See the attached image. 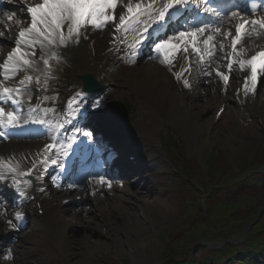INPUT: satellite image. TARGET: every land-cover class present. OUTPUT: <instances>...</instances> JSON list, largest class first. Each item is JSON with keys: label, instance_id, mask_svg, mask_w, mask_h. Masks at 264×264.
<instances>
[{"label": "snow or ice", "instance_id": "obj_1", "mask_svg": "<svg viewBox=\"0 0 264 264\" xmlns=\"http://www.w3.org/2000/svg\"><path fill=\"white\" fill-rule=\"evenodd\" d=\"M16 2L21 3V0H16ZM193 6L202 7V12L215 20V23H209L208 20L194 23L191 28H185L183 31L173 34L171 38L166 36L161 42L155 43L154 50L157 53L163 52L167 56L169 53H177L181 49L187 54L191 47L201 62H204L205 55H207L210 64L217 48L215 37L222 35L219 50L226 61L228 73H231L233 64H236L241 71L247 70L249 75L245 77L244 91L247 93L251 90L254 94L260 78L264 77V51L258 52L248 59H243V44L252 35L259 36L264 33V15L257 19H245L237 9L221 12L220 8L212 3V0H203L202 6L199 3ZM118 7L120 8L119 14L117 13ZM188 7L189 0H135V2L134 0H127V2H123V0H39L34 6L25 5L23 8H17L7 19L12 20L15 12L26 11V16H20L17 19L18 21H28V24L18 32L12 50L7 54L5 61L0 64V72L3 74L4 81L13 79L20 72H24L25 76L16 85L7 86L0 83V97L20 108H23L25 97L30 104L31 93L39 92L40 89H31L29 85L34 79L37 84H40L41 78H43L45 84L42 87H46L47 80L51 78L50 60H59L58 49L67 47L69 42L79 43L84 30L89 27L103 30L112 25L113 33L121 34L122 44L129 41L127 47L135 55L143 47L144 41L151 38L150 30L157 31L161 23L165 22L167 18H171L174 12ZM251 8L254 14L256 5L253 3ZM225 22H231V26L226 32L221 33ZM0 29H2L0 37H3L5 31L10 30L3 24H0ZM233 33L235 34L233 35ZM84 38L86 39L87 36ZM225 41L229 43V52L224 51ZM37 48L41 53L39 60L35 58ZM168 62L171 64L172 60ZM41 64L43 67L40 66ZM216 74L221 76L225 83L229 79V75L221 73L219 70ZM185 86L190 87L187 80H185ZM85 95V93L77 92L73 97L74 114L84 103ZM93 106L100 107V104L93 101V104L88 107ZM38 111L37 107L30 109L28 115H24L23 112H18L15 109L6 111L3 106H0V127L9 130H17L25 124L49 128L63 127L60 123L55 125L49 123L48 118H31L32 114ZM47 115L48 110H45V117ZM80 115L83 113L81 112ZM51 119L55 120L56 117L53 116ZM80 131L88 140L92 139L91 131L84 129H80ZM82 143H87V141H82ZM55 149L56 143H49L43 151L47 154L50 150ZM64 154L67 155L66 150ZM52 163L56 164L57 161L52 159ZM8 171L13 176H28L31 175L32 169L20 172L15 167H9ZM5 178L4 172L0 171V180ZM98 182L101 185L107 184L109 188L112 186L111 181L106 180L103 175L98 177ZM13 183L19 185L21 181L15 179ZM15 216L16 219H20L18 213ZM8 223L15 227L11 220ZM8 258L11 259V256L9 255Z\"/></svg>", "mask_w": 264, "mask_h": 264}, {"label": "bare ground", "instance_id": "obj_2", "mask_svg": "<svg viewBox=\"0 0 264 264\" xmlns=\"http://www.w3.org/2000/svg\"><path fill=\"white\" fill-rule=\"evenodd\" d=\"M28 3H34L37 0H24ZM38 2V1H37ZM127 2V1H126ZM135 2V0H134ZM17 8H22L21 3H16L15 5ZM117 13H120V8L118 7ZM13 14V10L6 13L3 17L4 19L0 21V24H3L5 28L10 29L9 31H5L3 36H7V34H14V30L17 28V30H21L22 28L26 27L28 24V21H18V17L24 16L23 11L15 12L14 18L12 20H8L7 17L9 15ZM231 22H225L224 25L228 26ZM2 30V29H0ZM102 34H98L97 40L89 42L81 41L79 47L75 48L74 45L69 44L67 47H64L63 53L66 56H71L74 59H78L79 62L76 66H83L88 65V58L86 59L85 54H87L88 46L90 47L91 44H94L95 52L93 54V58L90 59V62L96 61L95 59L104 54V47L102 49L99 48V44L107 43L111 37L115 36L112 31L108 30L105 32H101ZM8 37V36H7ZM81 39V38H80ZM230 39V38H229ZM14 40V38H13ZM222 40V35H216L215 41L217 44L216 48V54H219L222 56L223 54L219 50V43ZM89 43V44H87ZM225 46L229 48L228 41H225ZM240 47V46H239ZM8 48L2 44H0V64H2L7 56V50ZM243 59H248L252 54L250 52L256 50L257 52L261 49H264V33H261L259 36L252 35L249 39H247L246 42L243 44ZM226 49H224L225 51ZM228 51V52H229ZM88 57V55H86ZM85 60H84V58ZM188 59V53L185 54L182 49L180 50V55L174 62V64L165 67L161 61H158L156 63H149L146 65V67L141 72V78L138 82L140 84V87L143 89L144 94L152 98V100L158 101V103L155 106L147 107V112H144L143 118L140 122H138V125H143V120L147 121L146 124V131L142 132L145 134V137L148 139L146 140L149 143V146L156 147L155 144V134L157 132V126L159 123H161L169 114V102L170 101H177L180 96V91L177 89L175 85V78L180 79L179 75H186V78H189V72L185 70V62ZM225 68L224 65L214 63L213 69H212V77L214 80H212L205 88H193V93H190L189 95L186 94V92L183 94V98L185 99L186 106L190 109V115L195 116L198 113V110L203 113L207 112L208 110L211 111L212 105H216L217 108H221L226 103L229 102V97H218L217 93H228L232 88L242 87V91H244L243 87V81L239 83L240 75L238 73H228L227 68L225 71V74L229 75V79L227 82L230 83V86H226L223 83L219 85L217 83L218 80L222 79L221 76H218L217 70L219 72L223 71ZM85 68H80V70H84ZM88 69V68H86ZM232 71V70H231ZM169 72L171 76L167 74ZM2 73V72H1ZM248 73V71H247ZM236 79V81H235ZM0 81H4L3 79H0ZM222 81H224L222 79ZM225 82V81H224ZM181 87V86H180ZM217 94V95H216ZM145 97V95H144ZM208 97V99H206ZM247 96H243V98H246ZM142 103H147L145 100L142 101ZM181 104V103H180ZM0 105L6 106L7 101L0 97ZM229 108V107H228ZM218 109V110H219ZM207 110V111H206ZM208 111V112H209ZM171 112V111H170ZM120 113V112H119ZM118 112H114L115 118H117ZM216 117L212 118L215 120ZM208 117L205 119L204 122L208 123ZM114 118L110 121L109 127H116L119 130H123L125 133V136L129 140H134L136 142V147H140L142 149V155L141 157L144 158V167H143V173L142 175H134V178L131 181H125V187L123 186H114L113 190L108 188H103L102 186H97L99 189L98 194L95 196L94 199H92L84 191H79L76 193L75 196H72V194H68L69 196L66 197V199L62 200V203H68L70 202V208L66 209L63 215H73V219L80 220V223H82L81 227L83 230V233L79 235L76 239L72 238L70 236H67V239L69 240V244L72 245V249L75 250L76 255L81 254L80 252L84 253L88 251L89 249L96 251L94 249H99L100 251L104 250L103 248H111V245L109 242H103L101 240L94 241L93 237L94 235H101L103 233V230L105 229L107 232V236L110 238L108 239L110 242H114V244L122 242V238L125 239L127 242L132 243L133 236L135 235V232L138 233H144V235L147 237L148 233V227L147 223H149V219L139 212L141 209L147 207L149 203L142 201L141 192L139 191H131L129 188L137 187L138 189H142L144 191V194H151L153 195L155 193V189L157 187L156 182L150 177L149 173L153 172L155 175V169L159 166V163L162 162L161 159V153L155 152L152 149H149L148 146L143 145L140 143L134 136L133 133H129L126 126L123 124V120H118L116 123V126L114 125ZM113 121V124H112ZM209 123V125H212ZM33 139L29 141H22L20 142V138L11 140L5 148L0 149V171L4 172L5 179L0 180V198L2 199L5 196H10L12 199L11 201H8L9 206L12 208H15L14 205H17V207H24L26 206V210L28 212L29 205L27 204L26 200H23V198L20 195H13V189H12V181L17 176H13L9 171V167H15L18 169V171L26 170L29 167H31L40 157H43L46 155L44 153V148L46 145H48V142L46 140L42 139ZM117 141V140H116ZM116 141L114 140L113 136H107L104 139V143H112L116 144ZM134 142V143H135ZM24 158L22 161L21 158ZM120 170L127 173L130 172L129 178H132L133 173L132 171L134 168L130 166L128 163H123L120 166ZM117 172V170L114 171V173ZM129 174V173H128ZM164 176L167 175V173L162 172ZM19 176V175H18ZM128 177V176H127ZM145 177V178H144ZM128 180V179H127ZM141 186V188H139ZM129 187V188H128ZM122 188V189H121ZM117 192V193H116ZM75 198H82L85 203L89 204L88 207L85 208H73V200ZM117 207V209L115 208ZM0 210L6 211L4 205L0 204ZM119 210V211H118ZM101 213V217L98 216V213ZM141 213V214H140ZM63 215H60V213L55 209L53 212H51L47 216V221L49 226L55 227V229H67V231H71L72 228L70 225L63 224L64 223V217ZM143 215V218L141 217ZM102 218V221H101ZM30 222H35V220H32L31 218H28ZM66 220V219H65ZM7 221L4 217L1 216L0 212V237H5V235H8L10 232H14L17 234V237L19 240H25L28 241L30 236L34 234L35 232H24L23 228L21 226L16 227H9L7 226ZM66 222V221H65ZM38 223V222H37ZM132 225H134L132 227ZM70 226V227H69ZM41 231V230H39ZM38 233V230L36 231ZM66 237V235H65ZM145 238V239H146ZM113 244V245H114ZM131 248L132 245H131ZM15 249H18L17 246H15Z\"/></svg>", "mask_w": 264, "mask_h": 264}, {"label": "rangeland", "instance_id": "obj_3", "mask_svg": "<svg viewBox=\"0 0 264 264\" xmlns=\"http://www.w3.org/2000/svg\"><path fill=\"white\" fill-rule=\"evenodd\" d=\"M0 39L2 40L1 37ZM255 51L250 52V54ZM144 65L146 67L144 63L139 66L142 68ZM237 68L239 69V67ZM137 70L138 68L123 69L118 74L117 83L110 93L112 96L107 95V98L103 101L104 108L96 114L106 113L104 118H107L109 112L120 109L123 104L129 117H133L138 105L136 98H139L138 94H141L133 85V78ZM124 78L128 84H122ZM217 83L221 85L222 80H218ZM217 94L220 98L229 97V102L220 109L216 105H212L211 111L208 110L209 112L206 110L207 112L201 113L198 110L197 115L193 117L186 111L170 114L162 124H158L155 140L170 138L171 141L174 139L173 141L177 143H186L188 145L187 158L200 155L204 146H209L215 150L223 149L232 153L243 149L252 150L261 146L264 147V130L259 122L262 119L264 120L263 92L262 96L254 102L251 111H247L241 102L235 100L234 93L232 95L231 93L225 95L222 92ZM142 114L143 111L140 115ZM214 115H219L215 121L216 123L209 125V123H213L212 118ZM207 117L209 118L208 123L204 122ZM200 118H203L204 121ZM172 119L173 121H171ZM52 132L49 131L48 135ZM165 166L167 169H172L168 167V163ZM158 181L159 188L156 194L153 196L149 194L142 195V201L148 202L149 205L139 211L149 219V223H147L148 238L144 233L135 232L132 243L122 238V242L114 244V242L105 239L103 233H101V235H94L93 240L109 242L111 248H103V251L89 249L76 255L75 250H67L64 240L61 241V244L53 243L50 245L47 242L48 239H51L52 242L56 241L53 235L32 234L28 241H17V245L21 246L18 247L19 249L14 255L11 253L12 257L6 264H161L164 258V247L160 237L171 235L174 230L189 224L190 218L187 209L170 190L171 178L159 179ZM165 183V187L160 188V185ZM260 193L258 202L260 206L264 207V191ZM88 206L87 203L80 205L83 208ZM16 213L20 216V219H17L16 222H20L25 213L23 211ZM141 217L142 219L145 218L143 215ZM133 226L131 229L134 228ZM31 230L32 227L29 226L25 231L31 232ZM185 233L186 231L177 236L176 239L173 238V244H182L186 236ZM131 245L133 248H131ZM2 257L3 253L0 252V262Z\"/></svg>", "mask_w": 264, "mask_h": 264}, {"label": "trees", "instance_id": "obj_4", "mask_svg": "<svg viewBox=\"0 0 264 264\" xmlns=\"http://www.w3.org/2000/svg\"><path fill=\"white\" fill-rule=\"evenodd\" d=\"M190 197L193 199H197L198 193L195 190L190 191ZM192 209L193 213L198 216L202 222H204V217L201 216V208L198 205H193L190 207ZM214 211V219L212 216V219L215 223V225H218V221H216V218L221 219V225L227 228L228 230H234L236 226H239L240 222H237L235 224V221L229 219L231 217V213H234V216H237L239 220L241 221L242 225L247 224V222L251 221L254 215H256L259 212V207L252 204L250 206L243 205L242 200L239 202H236L235 204L229 203L226 207L224 206H218L217 208L213 209ZM241 211V214H238L236 212ZM232 215V216H233ZM193 218V217H192ZM234 218V217H233ZM231 224V225H230ZM234 225V226H233ZM264 226V223L262 224ZM261 227L254 228L253 229V241L246 247L244 252L245 255H243V252H241V255L243 256L240 261L243 264H264V232L260 231ZM220 234H222L220 232ZM261 237V238H260ZM252 239V238H251ZM203 264H227L228 259H225L223 257H218L217 255H208L203 261ZM187 264H195L194 260Z\"/></svg>", "mask_w": 264, "mask_h": 264}]
</instances>
